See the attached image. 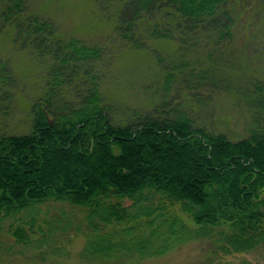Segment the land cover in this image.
I'll return each instance as SVG.
<instances>
[{
  "label": "trees",
  "instance_id": "16d2710c",
  "mask_svg": "<svg viewBox=\"0 0 264 264\" xmlns=\"http://www.w3.org/2000/svg\"><path fill=\"white\" fill-rule=\"evenodd\" d=\"M90 1L106 15L107 40L156 64L147 82L152 113L136 110L112 123L103 89L107 42L61 33L25 0H0V43L21 46L38 78L28 131L0 132V221L40 204L68 206L64 218H49L47 231L83 235L80 256L89 264L140 261L203 239L226 254L264 251L262 88L245 93L256 109L238 139L196 124L191 113L209 84L223 85L237 2ZM161 41L174 49H159ZM2 65L0 98L10 94ZM182 94L187 101L176 103ZM40 231L32 238L10 227L17 242L36 248L47 239Z\"/></svg>",
  "mask_w": 264,
  "mask_h": 264
},
{
  "label": "rangeland",
  "instance_id": "374dc122",
  "mask_svg": "<svg viewBox=\"0 0 264 264\" xmlns=\"http://www.w3.org/2000/svg\"><path fill=\"white\" fill-rule=\"evenodd\" d=\"M234 1L237 2V6L239 5L235 14L236 43L221 62L228 70L220 77L223 85L209 84L199 102H195L199 105L191 112L196 124L206 127L207 130L223 133L230 139H238L246 133L252 118L251 110L254 112L256 109L252 99L246 101L245 93L250 96L255 86L259 85L264 94V0ZM24 5L30 10L48 16L61 33L90 41L107 42L105 45L108 48L106 53L109 59L103 65L104 76L107 79L103 89L105 99L109 103L107 112L112 123L119 124L129 120L130 114L136 110L152 113L153 94L148 89L147 82L151 83L156 64L153 62L151 64L144 52H130L107 40L109 27L104 22L106 15L99 16L95 11L94 2L25 0ZM156 44L159 49L167 51L174 49L170 42L161 41ZM11 46L0 43L2 74L7 78V85L10 88L7 89L10 94L0 98V132L15 136L28 131L27 115L30 108L28 102L38 78L35 76L37 71L35 63L25 54L26 51L24 53L19 45ZM252 95L259 99L257 94ZM178 98L175 100L176 103L187 101L183 94ZM258 116L260 119L264 117V113ZM52 118L49 116V119ZM50 205L40 204L35 210H27L17 214L16 218L0 221V264H89L80 256L84 245L83 235L69 231L64 235L60 229L47 231V221L50 217L61 219L64 218L63 211L69 213L71 210L68 206L59 209L58 203ZM79 210L76 208L71 211L75 214V220L80 218ZM12 225H20L32 238L41 236L42 229L47 234V239L39 248L35 245L26 246L17 242L11 235ZM188 225L193 226L191 222ZM55 245H60L62 251L54 253L51 246ZM263 263L262 250L226 254L222 250H215L209 239H203L189 241L159 256L128 261L125 264Z\"/></svg>",
  "mask_w": 264,
  "mask_h": 264
}]
</instances>
